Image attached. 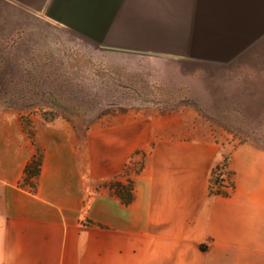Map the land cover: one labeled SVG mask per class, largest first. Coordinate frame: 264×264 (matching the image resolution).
<instances>
[{"label":"crops","instance_id":"obj_1","mask_svg":"<svg viewBox=\"0 0 264 264\" xmlns=\"http://www.w3.org/2000/svg\"><path fill=\"white\" fill-rule=\"evenodd\" d=\"M5 1L39 18L57 17L60 5ZM23 115L0 108V264H264V145L238 140L192 105L116 112L83 128L39 114L29 127ZM38 155L31 186L26 167ZM226 156L234 188L212 194V170ZM139 161L126 204L104 184L126 182Z\"/></svg>","mask_w":264,"mask_h":264},{"label":"rangeland","instance_id":"obj_2","mask_svg":"<svg viewBox=\"0 0 264 264\" xmlns=\"http://www.w3.org/2000/svg\"><path fill=\"white\" fill-rule=\"evenodd\" d=\"M59 4L57 17L39 18L0 0V65L11 78L28 70L37 73L52 57L73 60L68 54L80 50L97 66L138 75L139 90L150 95L147 103L136 101V107L161 111L192 105L238 140L264 145V0ZM2 78L0 73V82ZM4 101L0 97V108L6 107ZM22 112L25 122L31 114L47 117L40 105ZM89 119H75L74 124L83 128ZM141 165L132 163L130 169L137 171ZM214 261L191 257V264Z\"/></svg>","mask_w":264,"mask_h":264},{"label":"trees","instance_id":"obj_3","mask_svg":"<svg viewBox=\"0 0 264 264\" xmlns=\"http://www.w3.org/2000/svg\"><path fill=\"white\" fill-rule=\"evenodd\" d=\"M68 56L73 57V60L63 62L52 57L50 62L42 64V70L37 73L33 74L26 70L25 75L17 74L13 78L4 66L0 65L3 77L0 82V97L5 96V106L23 111L25 107L40 105L47 119L63 117L73 123L75 119L89 117L86 125L89 127L109 114L141 110L135 106L138 100L142 103L149 101L150 94L139 90L140 83L136 73L126 70L123 73L114 71L111 65L97 66L92 62L91 55L80 50H73ZM36 64L37 57L32 65L36 67ZM14 82L16 85L10 90ZM143 83L149 85L146 80H143ZM17 85H20L19 89ZM37 88H42V91L36 90ZM174 110L164 108L161 112ZM25 123L31 126L30 119ZM30 133L34 137L32 129ZM40 167L41 156L38 155L26 167L25 183L35 185L34 178L39 174ZM215 182H221L220 173H217ZM104 185L110 186L124 203L129 204L133 201V180L130 179L126 183L120 178H115Z\"/></svg>","mask_w":264,"mask_h":264},{"label":"built area","instance_id":"obj_4","mask_svg":"<svg viewBox=\"0 0 264 264\" xmlns=\"http://www.w3.org/2000/svg\"><path fill=\"white\" fill-rule=\"evenodd\" d=\"M218 169V170H217ZM216 171V172H215ZM217 173H220L221 182H215ZM131 174V169L128 168L127 178ZM234 188V178L233 173L229 169V156H226L222 159L220 164L212 170L211 179H210V192L212 194H229Z\"/></svg>","mask_w":264,"mask_h":264}]
</instances>
